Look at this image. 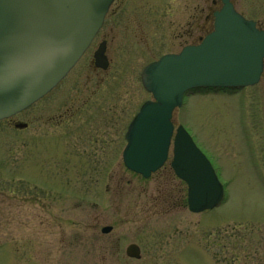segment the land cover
I'll use <instances>...</instances> for the list:
<instances>
[{"label": "rangeland", "instance_id": "374dc122", "mask_svg": "<svg viewBox=\"0 0 264 264\" xmlns=\"http://www.w3.org/2000/svg\"><path fill=\"white\" fill-rule=\"evenodd\" d=\"M120 1L124 12H109L100 30L113 29L108 71L79 74L77 67L47 97L0 121V264H264V77L252 88L191 92L177 110L176 122L218 162L209 156L224 187L218 206L192 214L186 186L169 168L143 179L123 167L121 151L125 125L151 99L140 69L191 44L199 32L192 39L177 34L189 19L184 0H115L110 10ZM232 1L245 18H264V0ZM190 3L193 17L212 5ZM129 26L154 33L153 43L126 37ZM91 87L112 113L109 145H85L77 134L64 144L58 127L40 134V109L60 114L66 93ZM103 226L122 240L120 262L97 247ZM130 243L140 247L139 261L124 260Z\"/></svg>", "mask_w": 264, "mask_h": 264}, {"label": "water", "instance_id": "95a60500", "mask_svg": "<svg viewBox=\"0 0 264 264\" xmlns=\"http://www.w3.org/2000/svg\"><path fill=\"white\" fill-rule=\"evenodd\" d=\"M112 1L0 0V119L26 108L61 80L91 42ZM223 1L214 31L199 45L165 55L142 72L153 100L141 106L128 126L123 162L145 178L166 159L172 113L186 90L243 87L259 80L264 32ZM103 52L101 45L95 53L98 65H104ZM171 166L187 185L190 212L211 209L222 200L223 187L213 168L181 126ZM126 255L138 259L139 248L129 245Z\"/></svg>", "mask_w": 264, "mask_h": 264}, {"label": "flooded vegetation", "instance_id": "af4514ba", "mask_svg": "<svg viewBox=\"0 0 264 264\" xmlns=\"http://www.w3.org/2000/svg\"><path fill=\"white\" fill-rule=\"evenodd\" d=\"M191 0H184L185 4V11L189 12V19L184 22L183 26L179 31H177V34H183L184 36L179 35V37H184L185 39H192V35L197 31L199 32V35L197 37H200L206 33L209 32L212 26V18L216 11H218L221 8V0H211V8L207 7H200L199 14H196L191 16L192 13H190V3ZM233 5L235 7L234 1ZM122 3L120 1L119 4H115L117 6L116 10L110 11V14L113 13L114 15L118 12H124L121 11L120 7L122 6ZM255 0H251L250 4L256 6ZM260 5V4H259ZM261 6V5H260ZM261 8V7H260ZM257 11V9H255ZM260 10V9H258ZM129 11V10H127ZM127 15L131 14L129 12L126 13ZM193 18V20H191ZM255 21L256 26L264 31V18L262 20L259 19H252ZM118 28V27H115ZM139 27H128L125 31V36L129 37V39H151V43H153L154 40V33H146L143 34L142 31H138ZM112 28H108V30L99 33L95 36L90 49L83 55L81 60L77 63V65L74 67L73 70L77 69L79 67V74L81 73V70L83 71L84 68L90 69L97 73V76L105 73L108 71L109 66L111 65V59L109 58V54L111 52V44L114 41V38L112 37ZM100 42H104L105 46V55L107 58V66L106 68H98L95 66L94 60H93V53L95 49L97 48L98 44ZM88 53V55H87ZM87 55V57H86ZM72 70V71H73ZM70 74V73H69ZM68 74V75H69ZM78 74V75H79ZM67 75V77H68ZM96 75V74H95ZM77 76V74L75 75ZM65 77V79L67 78ZM264 77V76H263ZM82 79V74L79 77V80ZM96 89H93L92 87L89 88V90H78L73 89L72 93H66L65 100L63 101L62 105L64 106V110L59 114L53 113L52 108L49 107H43L40 109L39 113L41 115L36 116L40 117L42 116V124L40 127V134L47 133L48 127H58L60 129L59 135L61 136V140L64 144H66L65 140L72 141L73 138L72 134H77L76 137L77 140H80L83 144H96L99 147H102L104 145H109L108 141L110 140V130L105 125L107 123H110V118H112L111 110H108L109 105L106 104V102L103 103L102 100L98 98H94L95 95L93 93H96ZM61 95V94H60ZM94 98V99H93ZM93 99V100H92ZM91 103L93 105H91ZM34 116L30 117L31 122H33L32 119L36 118ZM99 118V123H98ZM96 123V125H95ZM72 127L73 125H76ZM98 124V125H97ZM28 125V124H27ZM43 127V129H42ZM71 127V128H68ZM126 127V125H125ZM30 138L31 133L29 134ZM42 136V135H41ZM259 136V135H258ZM261 138V137H259ZM92 140V141H91ZM72 146V145H70ZM93 157V156H92ZM98 158V157H97ZM98 160V159H97ZM171 171V170H170ZM99 237H103L104 239L100 241L97 245V247H101L100 250L103 251L104 255H112L117 261H121V241L120 238L117 239H111L113 237L112 234H101ZM94 245V244H93ZM125 261H133L129 258H124Z\"/></svg>", "mask_w": 264, "mask_h": 264}]
</instances>
